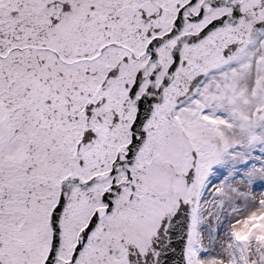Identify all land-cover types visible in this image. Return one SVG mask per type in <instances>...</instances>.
<instances>
[{
    "label": "snow or ice",
    "instance_id": "1",
    "mask_svg": "<svg viewBox=\"0 0 264 264\" xmlns=\"http://www.w3.org/2000/svg\"><path fill=\"white\" fill-rule=\"evenodd\" d=\"M0 264H264V0H0Z\"/></svg>",
    "mask_w": 264,
    "mask_h": 264
}]
</instances>
